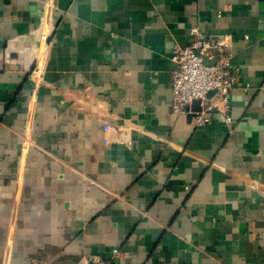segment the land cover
Segmentation results:
<instances>
[{
	"label": "crops",
	"instance_id": "1",
	"mask_svg": "<svg viewBox=\"0 0 264 264\" xmlns=\"http://www.w3.org/2000/svg\"><path fill=\"white\" fill-rule=\"evenodd\" d=\"M192 29L230 123L171 111ZM94 256L264 264V0H0V264Z\"/></svg>",
	"mask_w": 264,
	"mask_h": 264
},
{
	"label": "built area",
	"instance_id": "2",
	"mask_svg": "<svg viewBox=\"0 0 264 264\" xmlns=\"http://www.w3.org/2000/svg\"><path fill=\"white\" fill-rule=\"evenodd\" d=\"M192 39L186 46L174 45L171 60V111L174 114H192L194 125L210 123V113L221 111L226 122L231 118L225 112L236 82L223 41L207 39L192 29ZM212 92V93H211ZM198 100L199 109L192 110ZM115 249L113 255L117 254ZM78 264H110L98 256Z\"/></svg>",
	"mask_w": 264,
	"mask_h": 264
},
{
	"label": "water",
	"instance_id": "3",
	"mask_svg": "<svg viewBox=\"0 0 264 264\" xmlns=\"http://www.w3.org/2000/svg\"><path fill=\"white\" fill-rule=\"evenodd\" d=\"M212 93V92H211ZM199 101L198 100H195L193 103H192V110H198L199 109ZM190 117H192V114H189Z\"/></svg>",
	"mask_w": 264,
	"mask_h": 264
}]
</instances>
